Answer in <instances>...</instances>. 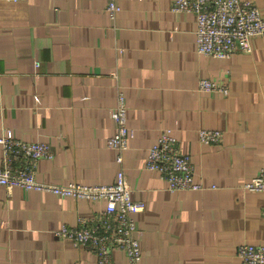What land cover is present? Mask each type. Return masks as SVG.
Listing matches in <instances>:
<instances>
[{
    "label": "crops",
    "instance_id": "1",
    "mask_svg": "<svg viewBox=\"0 0 264 264\" xmlns=\"http://www.w3.org/2000/svg\"><path fill=\"white\" fill-rule=\"evenodd\" d=\"M0 0V135L46 143L38 181L110 183L119 164L108 147L123 92L129 127L122 168L140 241L138 264H240L237 246L264 243V193L244 184L264 167V38L225 59L198 53L195 18L174 0ZM264 14V0H251ZM228 94L201 91L200 79ZM218 129L217 144L199 141ZM168 130L189 155L196 190H170L144 167ZM2 147L0 145V166ZM102 202L0 185V264H98L88 247L55 232L87 224ZM111 264H127L114 250Z\"/></svg>",
    "mask_w": 264,
    "mask_h": 264
},
{
    "label": "built area",
    "instance_id": "2",
    "mask_svg": "<svg viewBox=\"0 0 264 264\" xmlns=\"http://www.w3.org/2000/svg\"><path fill=\"white\" fill-rule=\"evenodd\" d=\"M116 0H107L106 10L113 17L120 11ZM172 9L191 13L195 18L197 51L216 59H225L236 51L250 52L252 39L264 38V14L251 0H174ZM201 91H216L228 94V87L210 79H200ZM114 132L108 139V147L116 152L119 169L110 183L83 184L70 180L66 184L38 181L34 163L40 158L53 156L50 147L43 142H27L15 137L9 130L0 135L2 158L0 185L7 189L45 191L61 197H74L93 202H102L103 208L87 224L62 225L55 234L71 240L75 246L91 249L98 264H111V253H125L127 264H138L141 259L140 241L136 237L133 213L145 208L142 200L131 197V185L121 164L128 147L129 127L125 97L118 93L117 106L113 111ZM202 144H217L222 139L218 129L202 127L198 131ZM144 167L164 179L170 190H196L201 184L195 179L192 162L182 152L177 138L164 130L149 148ZM244 189L264 193V167L244 184ZM264 221V205L261 210ZM240 264H264V243H242L237 246Z\"/></svg>",
    "mask_w": 264,
    "mask_h": 264
}]
</instances>
